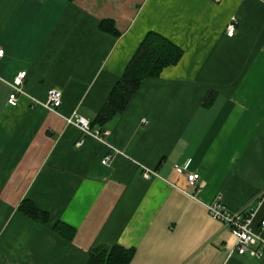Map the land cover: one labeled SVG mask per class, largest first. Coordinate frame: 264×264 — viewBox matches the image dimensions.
I'll use <instances>...</instances> for the list:
<instances>
[{
    "label": "crops",
    "instance_id": "obj_1",
    "mask_svg": "<svg viewBox=\"0 0 264 264\" xmlns=\"http://www.w3.org/2000/svg\"><path fill=\"white\" fill-rule=\"evenodd\" d=\"M148 32L181 59L141 82L109 136L84 134L75 116L93 122ZM0 48V264H87L113 246L133 249L131 264H264L230 253L231 231L205 208L221 194L254 211V231L264 221V0H0ZM176 166L199 174L200 192Z\"/></svg>",
    "mask_w": 264,
    "mask_h": 264
},
{
    "label": "trees",
    "instance_id": "obj_2",
    "mask_svg": "<svg viewBox=\"0 0 264 264\" xmlns=\"http://www.w3.org/2000/svg\"><path fill=\"white\" fill-rule=\"evenodd\" d=\"M100 30L118 35L113 30L110 21H102ZM182 55V50L168 39L157 33L148 32L123 74L113 86L108 99L96 114L93 122L89 124L90 128L97 126L99 131H104V126L124 111L143 80L157 78L163 69L176 65ZM18 211L34 222L42 225L47 222V215L40 212L29 201L21 202ZM54 230L60 234L58 226ZM133 255V249L120 246L98 247L89 252L87 264H131Z\"/></svg>",
    "mask_w": 264,
    "mask_h": 264
},
{
    "label": "built area",
    "instance_id": "obj_3",
    "mask_svg": "<svg viewBox=\"0 0 264 264\" xmlns=\"http://www.w3.org/2000/svg\"><path fill=\"white\" fill-rule=\"evenodd\" d=\"M214 3H219L221 0H212ZM236 32V18H232L225 28V35L229 38L233 37ZM4 55V51L0 48V58ZM26 72L19 73L10 85L12 91L8 96L7 104L10 106H16L18 102V97L24 95L22 88L23 79ZM61 103V92L58 89H52L49 94L45 104L43 106L50 110L55 111L59 104ZM70 122V120H69ZM142 124H146L145 120L141 121ZM74 123L79 126L81 131L86 135H92L99 138H105L109 136L107 130L99 131L91 129L88 121L85 119L75 116ZM82 142H77L76 146H81ZM110 154L106 155L101 163L103 165H108L111 161ZM175 171L178 174L184 175L186 180L187 189H191L194 192H200L203 188V183L199 174L187 172L186 168L176 166ZM157 177V174L151 170H145L142 174V178L145 180H150ZM190 195V194H189ZM194 198L193 195H190ZM206 211L208 216L222 225L229 228L231 231L235 243L230 253H236L238 255H248L255 259H260L264 255V239L261 233H264V221L260 223L259 231L256 232L252 228V222L255 216L254 211L246 210H229L224 202L221 194H218L214 199L206 205Z\"/></svg>",
    "mask_w": 264,
    "mask_h": 264
}]
</instances>
